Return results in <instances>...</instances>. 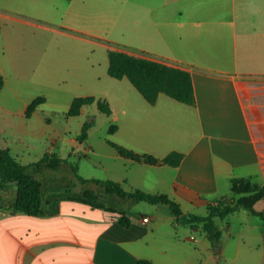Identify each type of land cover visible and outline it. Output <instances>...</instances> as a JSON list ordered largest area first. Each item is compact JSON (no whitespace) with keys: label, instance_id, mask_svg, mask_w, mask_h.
Listing matches in <instances>:
<instances>
[{"label":"crops","instance_id":"0c3cea01","mask_svg":"<svg viewBox=\"0 0 264 264\" xmlns=\"http://www.w3.org/2000/svg\"><path fill=\"white\" fill-rule=\"evenodd\" d=\"M58 11L69 29L104 42L117 30L109 38H122L111 43L123 48L114 49L182 68L192 77L194 105L164 94L151 105L139 93L123 108L120 146L157 159L175 151L184 155L181 163L137 162L111 147L123 169L101 180L165 195L183 213L200 215L209 203L231 197L232 179L264 184V0H0V29L5 23L45 27ZM71 142L83 154L96 153L88 136ZM58 156L68 164L28 170L42 184L43 213L13 210L16 190L2 192L0 264H264V218L243 210L215 218L222 231L215 254L201 226L178 224L166 205L134 203L81 183L68 158ZM86 191L102 207L75 199ZM121 216L129 219L128 227L119 223Z\"/></svg>","mask_w":264,"mask_h":264},{"label":"rangeland","instance_id":"374dc122","mask_svg":"<svg viewBox=\"0 0 264 264\" xmlns=\"http://www.w3.org/2000/svg\"><path fill=\"white\" fill-rule=\"evenodd\" d=\"M54 13L56 20L45 27L25 24L12 28L5 23L0 29V73L5 81L0 89V148L23 164L38 161L51 149L67 157L76 166L78 176L106 179L119 166L123 169L122 160L108 141H125L124 104L129 97L134 99L140 94L126 78L114 79L107 73L108 50L123 48L115 46L120 43H111L122 38H109L118 36L117 30H110L113 34L104 42L103 37L92 38L77 28H67L58 15L61 12ZM38 96L45 97L46 102L26 118L28 104ZM85 96L105 99L111 114L99 112L94 103L85 106L80 115L68 117L73 99ZM90 118L94 124L88 131V143L96 153L83 154L71 140L77 139L83 123ZM111 126L118 128L115 133H109ZM16 188V180L0 184V200L2 192L12 193ZM193 233L199 239L204 236L198 230Z\"/></svg>","mask_w":264,"mask_h":264},{"label":"trees","instance_id":"16d2710c","mask_svg":"<svg viewBox=\"0 0 264 264\" xmlns=\"http://www.w3.org/2000/svg\"><path fill=\"white\" fill-rule=\"evenodd\" d=\"M107 54L108 75L118 80L126 78L149 104L154 105L160 94H164L179 103L186 105L195 104L196 98L192 77L187 70L127 51L111 49L108 50ZM2 85L3 79L0 76V88ZM43 103H45V97L43 96L33 99L24 112L25 117H32L36 108ZM94 103H96L99 112L106 115L111 114V108L105 99L97 100L94 96H85L73 99L67 116H78L81 114L83 107ZM93 124L94 120L92 118L83 123L81 132L77 136L79 142L86 140L88 131ZM116 129V126H111L109 133H114ZM109 145L125 158L151 165L177 167L184 158L183 154L173 151L166 157L157 159L147 154H136L112 142H109ZM64 164H68L66 159L60 158L55 153H46L39 161L22 165L7 149L0 148V184L7 183L10 180L17 181V190L14 200L10 204L11 208L32 216L43 213L42 184L30 175L28 170L39 166L56 169ZM70 166L73 172L77 173L76 166ZM76 177L81 183H93L103 189L106 194L126 198L134 203L146 202L153 205H166L175 216L178 224L186 225L193 229L201 226L215 254H218V245L222 235V231L214 223L215 218L225 219L230 214L241 210L246 211L252 216L264 218V210L259 211L256 209V204L264 200V184H257L249 178L232 179L230 181L232 196L223 197L216 202L209 203L205 214L200 215L183 213L180 205L165 195H153L138 190L126 191L122 188L121 184L112 180L85 179L78 175ZM82 197L78 196L75 199L102 207L96 203L97 197L92 192L86 191ZM119 223L128 227L129 219L121 216ZM137 264L150 263L140 260Z\"/></svg>","mask_w":264,"mask_h":264},{"label":"built area","instance_id":"2783aa9c","mask_svg":"<svg viewBox=\"0 0 264 264\" xmlns=\"http://www.w3.org/2000/svg\"><path fill=\"white\" fill-rule=\"evenodd\" d=\"M143 223L146 224L149 221V218L145 217L142 219Z\"/></svg>","mask_w":264,"mask_h":264}]
</instances>
